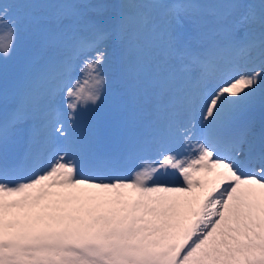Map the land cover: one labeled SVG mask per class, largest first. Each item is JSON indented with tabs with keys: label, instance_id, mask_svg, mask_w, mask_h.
<instances>
[{
	"label": "snow or ice",
	"instance_id": "1",
	"mask_svg": "<svg viewBox=\"0 0 264 264\" xmlns=\"http://www.w3.org/2000/svg\"><path fill=\"white\" fill-rule=\"evenodd\" d=\"M64 7L47 34L50 59L0 114L5 149L34 121L19 159L0 152V264H264V124L245 119L257 97L264 104V0ZM10 17L0 5L4 58ZM114 61L132 104L123 148L105 153L76 123L101 101ZM189 82L198 103L182 128L175 100ZM177 135L186 155L173 150ZM146 149L156 161L129 171ZM201 173L216 177L210 187Z\"/></svg>",
	"mask_w": 264,
	"mask_h": 264
},
{
	"label": "rangeland",
	"instance_id": "2",
	"mask_svg": "<svg viewBox=\"0 0 264 264\" xmlns=\"http://www.w3.org/2000/svg\"><path fill=\"white\" fill-rule=\"evenodd\" d=\"M120 2L122 3L123 0H120ZM129 2L135 4L141 3L143 0H129ZM201 2L222 3L226 2V0H201ZM254 2L259 3V0H254ZM72 3L114 5V0H0V5L6 4L10 6V18L17 20L13 50L7 58L0 56V114H2L4 107L11 109L16 103V98H19L25 85L20 84L23 79L27 80L29 75L32 77L35 71L50 59L52 49L47 42V34L52 28L53 21L60 14L69 11L64 6ZM30 5L34 7L30 9ZM130 10L139 11L135 8ZM83 11L85 16L91 17L95 15L91 10L84 9ZM111 11V9H108L106 14L96 18L106 19L110 16ZM217 11L220 10L217 9ZM9 27V24H0V36L5 35ZM108 51L111 53L112 48L109 47ZM17 62L20 64H16ZM118 65V61H114L106 68V91L102 93L101 101L96 106H92L90 110L82 112L76 123V125H79L77 127L79 131H81L80 126L84 123H92L91 127L96 133L99 146L106 153H116L123 148V129L132 104L130 97L126 93L123 80L120 84H116L114 81L115 68ZM80 67L84 68V65L81 63ZM76 75L83 81L87 78V69L85 68L84 71L78 70ZM185 94L188 95V98L183 96ZM191 95H193V99H196V102L193 103ZM198 95L194 88L184 87L176 97L175 113L177 121L182 128L193 118L191 109L198 103ZM5 96L7 97L6 105L4 104ZM63 103L62 99L57 101V105L60 108H63ZM255 109L258 111H254ZM63 110L66 111V109ZM261 111H264V104H262L261 100L258 104L252 103V106L247 111V113L251 112L255 115L254 117L259 118L260 127L262 125L260 119L262 118ZM33 123L34 121L29 119L21 124L19 128L26 127L30 129ZM65 124L67 125L66 121ZM180 138L179 135L176 136V139ZM11 150L13 149L6 150V153L10 154ZM156 154L157 152L154 149L144 150L142 156L128 163L127 169L130 171L131 169H138L152 164L157 159L154 157ZM12 156L10 154L8 158L10 159Z\"/></svg>",
	"mask_w": 264,
	"mask_h": 264
},
{
	"label": "bare ground",
	"instance_id": "3",
	"mask_svg": "<svg viewBox=\"0 0 264 264\" xmlns=\"http://www.w3.org/2000/svg\"><path fill=\"white\" fill-rule=\"evenodd\" d=\"M86 31L87 30L85 29V32ZM237 65L239 67H241V68L244 67L243 62H237ZM219 83H222V81L219 78H217V79L213 80V82L211 83L210 87L214 88ZM184 87L185 88H187V87L188 88H194L195 89V92H198V94H199L200 85L197 84V83H195V82L185 83L183 85L181 91L184 89ZM183 96L185 98H188V95L187 94H185ZM190 97H191V99H193V95H191ZM259 101H260V98L257 97L253 101V104H258ZM194 102H196V99L195 98L193 99V103ZM254 111H258V110L255 109ZM251 112L245 114V119L248 120V121H250V122H252V124L254 125V127H256V129L259 130V128H260L259 123H258L259 118L258 117H254L255 115L253 113H251ZM261 116H262V118H264V111H261ZM195 122L199 123V116H196ZM92 125H93L92 123H88V122L84 123L82 126H80L81 127V131L83 133H88L90 131H93L92 130V127H91ZM187 126H189V123L185 127H187ZM76 127H79V125H76ZM198 134H199V131L197 129V135ZM25 136H28V131L19 128V131L18 132L10 135L9 140H8V143L6 145V149L3 146H0V152L6 151V150H9V149H13L10 152V154L13 155L12 157H10V160L19 159L22 156V154L24 152V149H25V146H26V141L27 140L25 139ZM173 150L179 152L181 155H186L187 154L186 151L184 150L182 144H181V138L180 139H176V137H175ZM103 152L106 153L105 150ZM142 153L143 152L139 153L135 158H137L140 155H142ZM6 154H7V156L10 155L8 152ZM154 157L157 158V154L154 155ZM135 158L133 160H135ZM169 173H170V175L167 177V179L182 180V178L178 177V174H172L171 173V170H169ZM200 178L202 180L206 181L209 187L212 185V183L216 179V177L214 175H209V174H204V173H201L200 174Z\"/></svg>",
	"mask_w": 264,
	"mask_h": 264
}]
</instances>
